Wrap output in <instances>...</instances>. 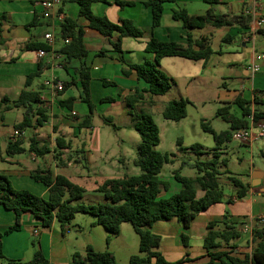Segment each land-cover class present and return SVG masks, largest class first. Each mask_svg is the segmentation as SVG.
I'll list each match as a JSON object with an SVG mask.
<instances>
[{
    "label": "crops",
    "instance_id": "obj_1",
    "mask_svg": "<svg viewBox=\"0 0 264 264\" xmlns=\"http://www.w3.org/2000/svg\"><path fill=\"white\" fill-rule=\"evenodd\" d=\"M125 1L132 3L121 5L118 0H95L92 4L93 12L96 15L106 16L113 22H121L123 18L132 19L138 27L143 29L144 34L142 36H124L122 38V52H119L114 48L109 37L92 28L88 18L80 15V5L77 1L61 0L58 6L60 12H63L66 17L76 18L79 24L83 26L85 44L89 50V54L84 58H68L61 51V47L65 44L64 38L61 36V26L57 22L53 23L51 19L42 17V7L39 0H0V97L8 95L13 100L17 99L26 87L27 75L36 71L42 63L44 64L43 73L33 80L30 88L40 92L49 114V119L44 125L29 127L22 132L15 129L14 124L23 118V109L12 108L4 113L3 119L0 118V173L7 174L14 187L29 189L48 198L50 195L49 186L31 176V171L38 167L50 168L55 175L63 173L79 183H81L79 179L92 177L91 173L107 175L106 178L137 174L136 171L138 170L133 167L134 165L137 166L134 162L137 155H122L118 159L116 153H109L108 146L103 150L99 138H95V112L97 108L93 114V126L80 128L79 123L89 113L88 104L79 99L74 103L73 109L70 110L61 104V100L81 94L79 71L84 63L91 72V95L96 106L103 103L104 97H115L116 100L109 102L120 104L122 111L127 116L126 123L133 125V116L130 113V108H127L125 97L133 93L135 88L138 87L142 90L148 84L138 78L135 70L125 74L123 68L129 67L128 65L131 63H141L147 58L152 59L154 57L152 52L146 50V43L151 36L165 41L175 40L185 46L189 45V35L195 41L204 39L213 48V53L206 61L204 59L196 60L201 61L202 64L201 76L204 78H209L211 75L217 76L223 65H226L228 70V74H221L223 78L227 79L232 77L233 73L235 74L233 78L237 83L236 87L232 89L227 86L228 84H225L223 90L218 94V99L222 105L225 106L227 103L233 102L238 96H243L252 101L258 96L261 100L253 101L252 107L264 112V29L258 28L257 25V19L264 16V0H221L220 3L216 4L205 0L165 2L162 23L156 27L153 26V10L150 5L146 4L147 0ZM174 9H186L192 15L206 14L210 9L222 14L248 15L250 25L234 24L216 27L208 24L204 27L187 29L181 20L173 17ZM52 29L57 36L53 47V51L56 53L50 52L45 56H40L38 53L40 48H35L32 45L44 42V34ZM119 35L120 32L116 31L111 39L115 41ZM225 37H227L226 40ZM194 48L198 49L199 45L194 44ZM259 55H262L261 59H258ZM183 58L185 57L166 56L162 58L161 66L175 78L173 72L166 68L165 63L174 68L183 64ZM256 62L261 66L258 72L253 71L252 68ZM58 63H61L62 66H58ZM40 77L42 78L40 79ZM52 77H56L64 83L71 80H76L77 83L57 92L45 84V81ZM105 81H111L115 84ZM69 88H75L77 92L73 91V93L69 92L68 94ZM152 99V94L145 92L144 101L139 102L137 106L149 104ZM257 105L260 106V109ZM124 106L126 107L124 108ZM80 109L85 112L84 115L80 113ZM240 114L239 109L237 115ZM110 117L119 128L120 125L115 122V117ZM249 119L250 125L253 124L255 129L258 128L259 124H264V117L256 120ZM102 122L107 123L104 119ZM82 129L85 130L81 131ZM28 132L29 134H27ZM17 136L25 139L24 145L27 148L30 139L36 136L41 145H48L51 151L41 156H36L30 150L10 155L7 153L8 144L13 137ZM58 136H63L70 143V147L64 148L61 154V158L65 162L63 165H59L55 157ZM119 141L123 143L126 140L119 138ZM58 150L60 149L58 148ZM262 154H264V150ZM51 157L56 162L54 169L48 165ZM84 158L87 160V165L82 161ZM177 158L176 154L172 163ZM79 165L86 167L89 174L72 171L71 168L78 170ZM258 172L264 173V168L255 170L249 178L239 176L247 185L246 193L243 196L237 195V187L230 180V175H227V178L221 175L220 181L224 191V200L201 211L188 227L177 218L156 221L152 230L161 235L159 250L163 255L169 261L185 258L182 264H222L219 260L211 262V256L204 247V239L210 221H219L217 229L222 230L227 227V223L224 221L227 213L229 214L228 223H232L236 230L241 231V236L232 241L237 245L235 254L244 256L246 253H250L251 250H245L243 243H241L244 232L250 233L249 239L253 248L252 229L255 225L264 226V177L261 184L255 185L254 182L257 180L254 178V173ZM173 177L170 178L169 189L162 193L165 197L179 192L182 188L181 182L175 176ZM160 178L162 179L161 176ZM223 182L231 187L230 193L225 192ZM204 193L205 191L202 189L197 191L198 197ZM96 220L97 217L91 222L93 228L102 226L94 224ZM72 221L66 232H63L57 218L54 219L52 225L44 226L42 221L36 218L31 211L25 212L22 216L21 228L4 235L3 251L5 257H0V264H8V259L29 260L38 249H41L48 257L49 264H71L73 254L76 251L85 253L89 244L97 250H105L109 236L110 242L107 241L109 249L115 253L118 261L123 262L118 259V253L119 251H126L130 247L126 243V235L123 233V226L126 222L121 224L119 234H110L103 226L105 230L103 236L105 243L103 245L105 246L100 248L102 246L97 245L92 237L80 243L79 236L73 231ZM15 222L16 213L7 209L0 202V231L15 224ZM78 225L80 224L78 223ZM35 230L38 231L35 232ZM182 234L188 235V244L184 243ZM120 238L122 239L118 241L119 248H111L115 240H120ZM130 256L131 254H129V258Z\"/></svg>",
    "mask_w": 264,
    "mask_h": 264
},
{
    "label": "trees",
    "instance_id": "obj_2",
    "mask_svg": "<svg viewBox=\"0 0 264 264\" xmlns=\"http://www.w3.org/2000/svg\"><path fill=\"white\" fill-rule=\"evenodd\" d=\"M80 5V15L88 18L90 26L99 30L103 35L109 37L114 48L122 52V38L124 36H142L144 31L138 27L132 19L123 18L121 22H113L106 16H99L93 12L92 4L95 0H75ZM175 0H147L153 10V26H159L162 23L164 15V3ZM209 3H220L221 0H205ZM119 4H131V1L118 0ZM173 17L181 20L185 28L204 27L211 24L216 27L232 26L241 24L249 26L248 15H229L216 13L210 9L208 13L201 15H192L186 9H174ZM120 32L117 40H112L114 32ZM85 30L79 24L76 18L67 16L61 26V36L69 38V41L61 47V51L68 58H84L89 54L85 44ZM229 37H231L229 35ZM227 37H225L226 40ZM194 44L199 48H194ZM35 48L51 49L46 42H40L32 45ZM146 50L152 52L154 57L147 58L141 63H131L124 67L125 74L135 70L139 79L144 80L148 86L135 88L133 93L125 97L127 105L130 107V113L133 116V126L139 132L141 141L137 149V157L134 162L140 167L141 171L137 174H125L123 176H114L106 178L97 186V190L104 193L106 200L96 204H86L75 202L82 198L86 187L69 176L54 172L50 168H36L31 171V176L50 188V195L45 198L29 189H18L14 187L10 177L7 174L0 173V202L7 208L16 213V222L0 231V257L4 258L3 238L6 233L21 228L22 216L25 212L31 211L34 216L42 221L44 226L52 225L55 218L60 222L63 232H66L68 225L75 215L79 212H87L97 217L94 224L104 226L110 234H119L123 222H131L134 230L139 235L140 253L132 254L127 262H120L116 255L109 249L97 250L91 244L86 248L85 253L76 251L72 256L71 264H182L185 258L177 261H169L159 250L161 246V235L154 232L152 227L158 220H169L177 218L189 226L193 219L201 211L207 209L214 203L224 200V191L221 186V171L218 167V158L222 153L224 145L233 139L234 131L238 128L250 127V116L253 119L264 117L263 111L253 109L252 103L261 100L258 96L255 99L248 100L243 96H238L233 102L227 103L218 109L217 114L230 123V128L226 130H216L210 122L202 120L201 125L205 131L213 134L215 140L214 156L208 160H197L195 167L198 168L197 176H189L181 173V168L174 170L175 178L181 182L182 188L168 197L162 195L163 191L170 187L169 181H164L159 174L165 163L173 162L175 152H162L157 149L161 142L160 127L155 121L153 115L147 112H134V108L139 102L145 99V92L152 95L166 94L175 84V78L166 72L161 66L162 58L166 56H182L185 58L205 61L213 53V48L206 43L204 39L194 40L189 35V45L171 40H160L155 36L146 43ZM44 64H40L36 71L27 75L26 87L22 90L17 99H11L8 95L0 97V118L3 119L4 113L12 108L23 109V118L17 121L15 129L22 132L29 127H38L44 125L48 119V109L44 104L41 94L37 90L30 88L33 80L43 73ZM108 82V81H105ZM76 80L66 81L64 89ZM79 83L81 85V94L71 96L61 100V104L73 109L74 103L81 99L89 106V113L79 123L80 128H89L93 126L92 119L96 109V104L91 95V72L84 63L79 71ZM115 84L113 82H108ZM116 100L113 96H107L102 99L103 102ZM153 101H151L152 103ZM191 103L189 98H173L167 102L164 107L163 115L166 118L180 120L187 116V108ZM238 106L240 115L231 112L233 106ZM78 118V117H77ZM104 120L117 127L110 116L104 117ZM25 139L17 136L13 137L7 147V153L10 155L19 154L30 150L41 156L50 152L48 145H41L39 139L35 136L30 139L29 147L25 145ZM180 150H186L182 146ZM70 143L62 136L57 137V148H68ZM197 153H203L202 145L194 143L191 147ZM62 151L55 153L59 165L65 162L61 158ZM230 180L237 187V195L243 196L246 193L247 185L235 175H230ZM202 189L205 193L198 197L197 191ZM224 221L227 223L225 229H217L219 221L214 220L208 223V232L204 239V247L211 256V262L219 260L222 264H264V226L255 225L252 229L253 248L250 253L244 256L235 254L237 246L234 239L241 236V231L235 229V225L228 223L229 214L225 215ZM185 244H188V235L182 234ZM110 242V236L107 238ZM228 246V247H227ZM50 261L45 253L38 249L33 257L23 261L20 259H8V264H49Z\"/></svg>",
    "mask_w": 264,
    "mask_h": 264
},
{
    "label": "rangeland",
    "instance_id": "obj_3",
    "mask_svg": "<svg viewBox=\"0 0 264 264\" xmlns=\"http://www.w3.org/2000/svg\"><path fill=\"white\" fill-rule=\"evenodd\" d=\"M182 61L183 64L174 68L165 63L166 68L173 72L176 80L167 94L152 95V103L142 104L141 107L136 105L134 108V112L136 113H151L159 125L161 142L157 145V149L162 152H175L178 156L174 163H165L160 173L162 179L169 182L171 177L174 178L175 169L181 168L182 174L195 176L199 174L198 168L195 167L196 161L199 159L208 160L213 158L214 147L216 145L214 136L212 133L203 129L201 122L203 119L210 122L216 130H226L230 128V123L217 114L218 109L223 106L218 99V94L223 90L225 84H228L227 86L232 89H234L237 84L233 78L235 76L234 73L230 78L225 79L222 77L221 74H228L226 65L222 66L223 72L221 73V69L217 73V76L211 75L209 78H204L201 76V61L187 58H183ZM197 74H199V76H197ZM41 78L42 77H40V79ZM73 91L75 93L77 92L75 88H69L67 93H73ZM180 97L189 98L191 100L187 108V116L180 120L166 118L163 115L165 105L169 100ZM125 107L126 106H124V108ZM128 107L129 106H127V108ZM257 107L260 109L259 105H257ZM96 108L94 136L96 139L99 138L103 150L108 146L109 153H116L118 159H120L122 155L136 156L141 137L133 125L126 123L127 116L125 112L122 111L120 104H113L108 101L98 104ZM238 110V106H234L231 112L237 114ZM80 113L82 115L85 114L81 109ZM108 116H114L115 122L120 125V127L117 128L112 124H105L102 122L104 117ZM84 130L85 129H82L81 131ZM27 134H29V132ZM119 138H125L126 141L122 143L119 141ZM179 140H181L182 146L187 148L186 150H180ZM194 143H200L202 145L203 153L193 151L191 147ZM59 149L60 150L56 148L55 153L64 151V148ZM223 150L224 151L218 158V160L220 159L218 167L223 177L227 178V175H235L249 178L255 170L264 168V154H262L264 150V137H260L247 144L233 137V139L224 146ZM82 161L87 165V160L85 158ZM48 165L53 169L55 168L56 162L53 157L50 158ZM133 167H136L138 170L136 173H140L141 169L138 166L134 165ZM71 169L75 173L83 172L89 174L87 168L81 165L78 166L79 171L75 170L76 168ZM91 176L92 177L79 179L86 187V191L84 196L75 202L96 204L106 200L104 193L97 190V186L107 175L91 173ZM223 186L225 192H231V187L225 184V182H223ZM94 218H96V216L93 214L79 212L76 214L71 225L75 234L79 236L80 243L92 237L97 245L102 246L100 248H104L103 246L105 245L103 244L105 243V239L103 236L105 230L103 226L96 228L92 227L91 222ZM78 223L80 225H78ZM123 227V233L126 235V243L129 244L130 247L126 251H119L118 259L127 262L129 260V254L140 253V239L131 222H126ZM249 235V232H244L243 239L241 240L243 248L248 251L252 250ZM121 239L122 238H120V240H115L111 248L118 249V241H121ZM106 244V249H109L107 241Z\"/></svg>",
    "mask_w": 264,
    "mask_h": 264
},
{
    "label": "built area",
    "instance_id": "obj_4",
    "mask_svg": "<svg viewBox=\"0 0 264 264\" xmlns=\"http://www.w3.org/2000/svg\"><path fill=\"white\" fill-rule=\"evenodd\" d=\"M61 3V0H39V4L42 7V17L51 19L52 22L58 23L60 26H62V23L64 22L66 16L63 12H60L59 5ZM257 25L258 28L264 29V16H261L257 19ZM56 34L54 29L46 32L44 34L45 41L51 46L50 50L40 48L38 50V53L40 56H45L50 52L56 53L53 51V47L56 43ZM69 41V38H65L64 42L67 43ZM262 55L258 56V59H261ZM58 66H62L61 63H58ZM260 64L258 62L254 63L253 65V71L258 72L260 70ZM46 85H49L54 89V91H62L64 90V82L56 77H52L50 79H47L45 81ZM75 114V112H73ZM250 118L253 119V115L250 116ZM233 137L244 142V143H251L252 141L264 137V124H259L258 128L255 129L254 125H250V127H243L238 128L234 131ZM38 230H35L37 232Z\"/></svg>",
    "mask_w": 264,
    "mask_h": 264
},
{
    "label": "water",
    "instance_id": "obj_5",
    "mask_svg": "<svg viewBox=\"0 0 264 264\" xmlns=\"http://www.w3.org/2000/svg\"><path fill=\"white\" fill-rule=\"evenodd\" d=\"M263 177H264V173L263 172L254 173V178L257 180V182H254V184L255 185L261 184Z\"/></svg>",
    "mask_w": 264,
    "mask_h": 264
}]
</instances>
